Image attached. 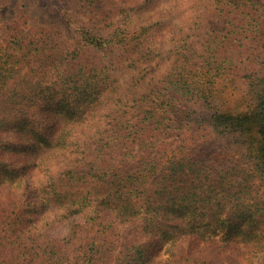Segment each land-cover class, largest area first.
<instances>
[{"label": "trees", "instance_id": "1", "mask_svg": "<svg viewBox=\"0 0 264 264\" xmlns=\"http://www.w3.org/2000/svg\"><path fill=\"white\" fill-rule=\"evenodd\" d=\"M82 1L87 22L73 21V47L20 30L0 40V173L7 187L0 255L16 250L8 262L29 264H226L220 254L233 253L246 264H264L262 6L210 0L246 34L220 33L222 45L233 37L247 47L250 67L243 73L224 55L216 67L208 62L207 84L194 87L187 71L198 61L187 57V39L171 30L156 36L181 0H123L115 16L97 0ZM238 81L246 86L242 93ZM45 103L67 112L45 113ZM132 109L140 112L133 123L125 118ZM191 124L236 142L250 167L186 153L124 170L106 160L115 154L125 165L158 132ZM86 177L96 179L88 189ZM61 224L59 239L52 231ZM128 226L139 238L121 241ZM75 239L83 242L69 258L61 241Z\"/></svg>", "mask_w": 264, "mask_h": 264}, {"label": "rangeland", "instance_id": "2", "mask_svg": "<svg viewBox=\"0 0 264 264\" xmlns=\"http://www.w3.org/2000/svg\"><path fill=\"white\" fill-rule=\"evenodd\" d=\"M129 1L136 2L137 0ZM254 1L262 6L264 10V0ZM82 3V0H0V40L3 41L9 38L12 33L20 30L23 31L24 36L31 34L35 38H46L55 41L66 48L73 47L78 42L76 26L73 21L87 22V18L81 12ZM97 4L99 8L107 10L115 16L122 6L123 0H97ZM177 5L176 9L178 11L174 13L172 19L164 23V29L156 32V36L161 40L163 34L171 30L170 32H173L174 37L183 35L187 39L189 48L185 50L186 55L190 57L191 62L198 61L196 69L192 68L194 65L190 64L191 66L188 67L187 71V78L194 81V87H202L203 84H207L206 81L210 78H208L210 75V64L208 62L216 67L217 62L224 59V55L229 57L227 63L230 64V61H233L240 65V68L244 71L243 73L247 72V68L250 66L246 57L243 56L244 49L247 47L239 46L237 40L233 37H230L231 39L222 45L220 34L223 31L227 33V29H231V32H237L241 35L243 33L242 29L232 27L226 16L212 7L210 0H204L200 5L195 0H181ZM232 17L233 15H231ZM237 22L241 23L240 19ZM243 35L246 34L243 33ZM244 42L246 45L252 44L250 40H244ZM199 66H202V70ZM192 74L195 75L192 76ZM219 81L220 79L217 80V83ZM221 84L224 85V83ZM238 86L241 93L245 91L246 86L243 85V81H238ZM199 99L200 97L197 101ZM200 102L195 107L203 111L205 107L199 105ZM42 109L45 113L57 110L60 116H64L67 112L65 107L54 103L48 105L45 103ZM139 114L138 110L132 109L125 114V118L130 119L132 123L137 122ZM89 129L83 131L89 133ZM147 145L148 148L146 147L145 150L138 153L137 158L132 157L125 165L124 163L120 164L119 158L115 154L107 155L106 160L109 165H115L120 170H124L131 164L144 160L160 157L168 158L179 153H186L193 156H202L208 159L209 163L219 166L228 167L237 164L240 167H250L242 157L238 144L231 141L230 138H223L221 134L207 124H191L178 132H158L157 136ZM136 147L138 148V146ZM109 151L112 152V150ZM48 154L52 155L53 153L48 151ZM86 168L84 166L82 170H86ZM249 173L252 174V172ZM254 177L253 182L257 186L260 180L257 179V176L254 175ZM95 183V178L86 177V182L82 186L84 189H88ZM6 192L7 187L4 176L0 173V201L4 199ZM52 232L59 239H62L65 236V227L63 224L58 225ZM137 238H139V230L136 227L122 228L121 241ZM82 242V240L75 239L68 243L61 241V244L64 247V252L69 255V258H72ZM16 252V250L9 251L7 255H0V264H29L26 260H20L22 262H19L17 258L9 263L8 261L14 258L13 255ZM160 257H164V255H160ZM220 257L226 264H246L233 253L220 254Z\"/></svg>", "mask_w": 264, "mask_h": 264}]
</instances>
